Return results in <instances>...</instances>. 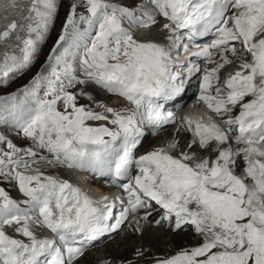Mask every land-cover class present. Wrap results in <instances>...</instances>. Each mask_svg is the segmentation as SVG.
Segmentation results:
<instances>
[{"label":"snow or ice","instance_id":"6c2138e0","mask_svg":"<svg viewBox=\"0 0 264 264\" xmlns=\"http://www.w3.org/2000/svg\"><path fill=\"white\" fill-rule=\"evenodd\" d=\"M56 13L55 0H31L26 23L0 31V45L12 44L0 84L30 68ZM87 85L124 105L96 103ZM193 89L204 113L178 119ZM166 125L187 143L173 138L138 156L145 131ZM0 126L29 142L0 132V180L22 197L0 187V264H80L101 238L125 226L142 233L154 211L157 227L190 226L200 242L152 264H264V0H77L45 68L0 98ZM40 165L110 183L119 214L108 195L94 198Z\"/></svg>","mask_w":264,"mask_h":264},{"label":"rangeland","instance_id":"374dc122","mask_svg":"<svg viewBox=\"0 0 264 264\" xmlns=\"http://www.w3.org/2000/svg\"><path fill=\"white\" fill-rule=\"evenodd\" d=\"M136 1V0H130L129 1V5L128 7H132V3ZM142 1V0H141ZM77 0H64L63 1V5H62V9L60 12V16H59V20L58 23L54 29V32H52L51 36L48 39V45L45 47V49L42 51V53L40 54V56L37 58L36 63L31 66L26 72H24L23 74H21L18 78H16L17 76H15L12 80V82L8 85L5 86H1L0 88V98L2 97H7L9 95L15 94L17 93L20 89L24 88L26 85H28L30 83V81L37 75V73H39L43 68H45L46 66V62H47V58L51 52L52 47L55 44V41L58 39L63 25L66 21L67 15L70 11V7L73 3H76ZM111 2L113 3H118V4H122L119 2H116L115 0H111ZM123 5V4H122ZM83 9L82 8H78V12H82ZM19 13V11H18ZM20 14V13H19ZM9 14H6L5 17H8ZM4 17V18H5ZM21 17V14H20ZM17 18L18 22H19V18ZM23 17V14H22ZM3 18V19H4ZM24 23H26V21L23 20ZM19 24V23H18ZM146 33H143L141 35V37H145V39H154L156 41H159L160 39L158 37H161V35L163 33H160L157 30H153L151 32H147L145 30ZM139 33V32H138ZM140 33H142V30H140ZM23 34V33H22ZM145 35V36H143ZM158 36V37H157ZM46 40V39H45ZM44 48V47H43ZM18 51V50H17ZM16 51V52H17ZM19 52V51H18ZM16 78V79H15ZM15 79V80H14ZM9 80V79H8ZM11 80V79H10ZM9 82V81H8ZM96 88V87H95ZM97 89V88H96ZM98 91H100V89H97ZM102 94V93H101ZM106 98V97H105ZM109 98H106L105 101H107L108 103L110 102ZM104 101V102H105ZM117 101V100H116ZM121 102V106L124 105V101L120 100ZM103 102V101H102ZM100 102V103H102ZM81 104V103H80ZM112 105L111 103H109V106ZM113 106V105H112ZM194 114H201L203 113L201 110L196 109V110H191ZM10 130V129H9ZM185 138L187 137V139H189V136L187 134L181 133ZM7 138L10 139L14 144H16L19 147H26L25 144L23 143H29L28 141H26L22 135H17L15 131L10 130V132H8L7 134ZM173 138H176L175 136L168 139V138H156L153 142H151L150 140L147 141L145 143L146 149L143 151V153H146V150L148 148H150V150H153V148L162 146L166 143H168L169 141L173 140ZM159 140V141H158ZM152 143V144H151ZM143 155V154H141ZM40 167H42V170L52 174V175H56L59 176L63 179H65V177H68V179H71L74 182V185L80 187L81 189H89V191H93L96 193L97 196L102 195V192H100L99 190L96 189V187H94V185L90 182H88V177L86 175H81V173L78 172H73L70 169H60V168H55V167H48V166H44V165H40ZM4 184H7L6 182L0 180V187H4L6 191L9 192V194L17 200L22 199V197L20 195H18V190L15 187L14 184H10V188H6ZM92 194V193H91ZM115 207L118 206V204L116 205V203H114ZM142 222V221H141ZM153 220H150L148 223H142V226H150L153 223ZM157 227V226H156ZM155 227V228H156ZM165 228V226H163ZM166 229V228H165ZM169 229V228H167ZM186 230L190 231L192 233L193 236H195L193 230L191 227L187 226ZM8 233L10 235L14 234L12 233L11 229H7ZM170 231V230H169ZM185 231V230H184ZM170 235L164 239L161 242V250L164 252V257L166 256H171L173 254H175L176 252H178L179 250H181L182 248H186V247H191L194 246L196 244H198L200 241L198 239L195 238L194 241L190 242L189 240H187L185 243H174L172 242V238L176 233L182 232V231H178V232H172L170 231ZM125 235L126 239H124L123 236L121 235ZM39 235V234H38ZM121 236V240L120 242L124 243V242H129L128 245H132L134 247H137L138 245H142V241L141 239H139L138 237H136V233H134L131 228L126 227L122 232H120L116 237H120ZM19 238V237H17ZM136 239V240H135ZM175 238H173L174 240ZM110 242V241H109ZM107 244V243H106ZM106 244L102 245L100 248L98 249H94L90 252V254L93 256V259L91 261H93V264L96 263L97 260H104L106 259L109 255H110V251L113 250L114 248L112 247V245L110 246H106ZM112 247V248H111ZM120 250L123 249V247L119 248ZM87 255V254H86ZM153 258V257H152ZM152 258H150V260L145 259V257H137V260L135 261H129L131 262V264H138V263H143V264H152L151 260ZM80 264H89L88 260L86 258H82L80 260ZM129 264V263H128Z\"/></svg>","mask_w":264,"mask_h":264},{"label":"bare ground","instance_id":"6f19581e","mask_svg":"<svg viewBox=\"0 0 264 264\" xmlns=\"http://www.w3.org/2000/svg\"><path fill=\"white\" fill-rule=\"evenodd\" d=\"M59 1L60 0H55V2L57 4L59 3ZM2 2H3V4L0 6V29L2 27L6 26L8 23H11L13 20H15L17 22L18 21L17 18L20 17L19 13L22 12L21 14H23V16L27 15V9L31 4V0H2ZM141 2H143V1H141V0L134 1L132 3V7H135L136 5H138ZM13 3L16 5L14 8L12 7ZM18 11H19V13H18ZM6 14H9L7 19L4 18L6 16ZM143 33H146V32L142 30V33H140V31H139V33L137 32V36L139 38L145 39V37H141V35ZM47 35H46L45 39L47 38ZM143 36H145V35H143ZM13 43H15V41H13ZM39 46L40 45H38V49H39ZM6 53H12V44L0 45V63L3 62L4 56ZM15 54L18 55L19 52L17 51ZM14 77H15V75H14ZM14 77H13V75H10L8 81H10V79H13ZM0 78H2V74H0ZM0 85H2V84H0ZM81 87H84L85 91L91 94V96L94 98L96 103H100L102 101L104 102L105 99L109 98V97H111L110 99L114 98L113 96H111L109 94L108 95L101 94L95 88V85H87V86H81ZM79 103L90 104L91 102L86 100L85 98L81 97L79 100ZM92 106L94 107V105H92ZM203 113H201V114H203ZM201 114H198V116ZM0 132H3L7 136L8 132H10V130L5 129L4 127L0 126ZM163 137L170 139L171 137H174V133L172 132V130L165 131L163 134H161L159 136V138H163ZM176 139H179L181 144H186L187 140H188L187 137L185 138L181 133H178L176 135ZM153 141L154 140H152L151 142H153ZM23 144H25V146L28 145V143H23ZM71 171L78 172L77 170H71ZM81 175L84 176L86 174H81ZM87 177H88L87 178L88 182H90L91 185L93 184L97 190L102 192V195H108L110 197L109 202L115 203L116 192H106L103 188L98 186L96 183H92V180L89 176H87ZM66 178H68V177H65V179ZM4 185L8 189L10 188V184L7 183ZM88 192L96 195V193H95L96 191L93 192L92 190L89 191V189H88ZM102 195H100V196H102ZM156 216H157V214L154 212L153 218H155ZM142 223H144V222L142 221L141 224ZM150 226H152V227H149L147 225L142 226L143 232L142 233H136V237H138L142 241V245H140V246L138 245L137 247H134L132 245H128L129 242H124V243L120 242L121 236H123L124 239H126L124 234L121 235L120 237H116L112 241L108 242L106 244V246L112 245V247L114 249L110 251V255L104 260H110L113 262V264H128L130 260L131 261L137 260L138 256L136 255V252L138 249H143L146 252L145 259H148V260H150V258H152V257H164V252L161 250L160 245H161V242L170 235L171 230H170V228L165 229L164 227H156L155 224H151ZM173 238H175V239L173 240ZM173 238H172V242L179 244V243H185L187 240L192 242L195 240L196 237L193 236L190 231L185 230V231L176 233L173 236ZM120 247H123V249L120 250L119 249ZM83 258H86L88 260L89 264H93V261H91L93 259V256L90 253L85 255ZM104 260H97L96 263H94V264H101V262ZM151 263H152V260H151ZM138 264H143V263L141 262Z\"/></svg>","mask_w":264,"mask_h":264},{"label":"water","instance_id":"95a60500","mask_svg":"<svg viewBox=\"0 0 264 264\" xmlns=\"http://www.w3.org/2000/svg\"><path fill=\"white\" fill-rule=\"evenodd\" d=\"M0 4H1V3H0ZM2 30H3V29H2ZM2 30H1V31H2Z\"/></svg>","mask_w":264,"mask_h":264}]
</instances>
